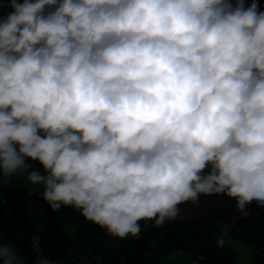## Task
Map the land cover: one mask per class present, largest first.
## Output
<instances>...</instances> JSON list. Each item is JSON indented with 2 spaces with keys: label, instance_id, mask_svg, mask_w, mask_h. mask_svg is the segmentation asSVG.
Returning a JSON list of instances; mask_svg holds the SVG:
<instances>
[{
  "label": "clouds",
  "instance_id": "clouds-1",
  "mask_svg": "<svg viewBox=\"0 0 264 264\" xmlns=\"http://www.w3.org/2000/svg\"><path fill=\"white\" fill-rule=\"evenodd\" d=\"M25 172L116 239L202 195L264 206L257 0L0 2V185ZM0 264H25L2 236Z\"/></svg>",
  "mask_w": 264,
  "mask_h": 264
},
{
  "label": "trees",
  "instance_id": "trees-1",
  "mask_svg": "<svg viewBox=\"0 0 264 264\" xmlns=\"http://www.w3.org/2000/svg\"><path fill=\"white\" fill-rule=\"evenodd\" d=\"M250 2L245 0V7ZM257 3L264 11V0ZM29 163L43 171L39 163ZM41 193L31 191L17 174L0 185V236L25 264L42 258L51 264H157L173 251L189 255L195 264H232L237 254L220 242L221 224L252 252V264H264V211L255 201L241 212L234 199L202 195L195 204L179 205L174 221L160 227L141 221L138 237L112 239L78 210L62 206L53 211ZM238 212L243 214L234 220Z\"/></svg>",
  "mask_w": 264,
  "mask_h": 264
},
{
  "label": "crops",
  "instance_id": "crops-1",
  "mask_svg": "<svg viewBox=\"0 0 264 264\" xmlns=\"http://www.w3.org/2000/svg\"><path fill=\"white\" fill-rule=\"evenodd\" d=\"M0 2H4V0H0ZM8 12H10V10L8 9L7 4L5 3L3 14L7 15ZM257 204L264 211V206L260 205L259 203ZM241 214L243 213L240 212L236 213V215H241ZM220 229L222 232V238H220L221 239L220 242L222 244L224 243L226 246H228L232 251L236 252L237 254L232 264H252V252L232 236L231 228L221 224ZM192 262L193 261L189 255L183 252L173 251L168 256H166L161 261H159V263L157 264H192Z\"/></svg>",
  "mask_w": 264,
  "mask_h": 264
},
{
  "label": "rangeland",
  "instance_id": "rangeland-1",
  "mask_svg": "<svg viewBox=\"0 0 264 264\" xmlns=\"http://www.w3.org/2000/svg\"><path fill=\"white\" fill-rule=\"evenodd\" d=\"M31 170H36L35 168L31 167ZM29 169V171H31ZM18 177L20 178V180L24 183V185H26L31 191H38V190H42V187L40 186H33L31 184H29L26 180V176H27V172L25 173H17ZM112 238V237H111ZM113 239V238H112ZM243 256V255H242ZM159 263V262H158Z\"/></svg>",
  "mask_w": 264,
  "mask_h": 264
},
{
  "label": "water",
  "instance_id": "water-1",
  "mask_svg": "<svg viewBox=\"0 0 264 264\" xmlns=\"http://www.w3.org/2000/svg\"><path fill=\"white\" fill-rule=\"evenodd\" d=\"M238 217H239V215H235V218H234V220H236Z\"/></svg>",
  "mask_w": 264,
  "mask_h": 264
},
{
  "label": "built area",
  "instance_id": "built-area-1",
  "mask_svg": "<svg viewBox=\"0 0 264 264\" xmlns=\"http://www.w3.org/2000/svg\"><path fill=\"white\" fill-rule=\"evenodd\" d=\"M9 9V8H8ZM11 11V9H9ZM192 264H195L194 262H192Z\"/></svg>",
  "mask_w": 264,
  "mask_h": 264
}]
</instances>
